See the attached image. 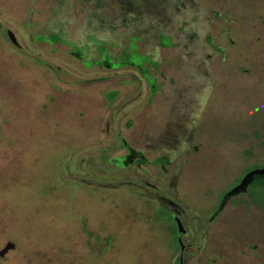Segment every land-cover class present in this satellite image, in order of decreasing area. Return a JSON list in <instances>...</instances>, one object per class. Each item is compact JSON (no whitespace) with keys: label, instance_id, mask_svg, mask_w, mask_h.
Segmentation results:
<instances>
[{"label":"rangeland","instance_id":"374dc122","mask_svg":"<svg viewBox=\"0 0 264 264\" xmlns=\"http://www.w3.org/2000/svg\"><path fill=\"white\" fill-rule=\"evenodd\" d=\"M260 16L264 0H0V248L16 242L1 261L177 264L175 218L155 202L140 215L130 212L121 189L132 179L122 176L141 172L124 168L119 157L120 135L153 157L143 146L149 121L156 117V126L165 128L170 107L164 96L177 88L195 99L185 97L179 109L192 102L194 115L201 102L191 143L198 150L189 158L183 154L176 184L163 192L197 229L202 248L188 264L202 262L201 253L212 256L215 244L226 254L217 264H264V212L242 204L218 210L222 194L250 162L264 157ZM156 25L178 46L157 44ZM182 28L196 29L200 43L189 48L187 33L177 32ZM51 32L61 38L52 40ZM208 33L224 50L211 47L213 55H206ZM132 39L136 50L157 61L155 68L144 64L154 84L164 82L150 101L136 68L98 65L106 59L100 44L114 62ZM145 167L155 177L158 167ZM215 212L204 242L202 222ZM83 220L100 238L112 236L103 255L104 241L92 244L81 230Z\"/></svg>","mask_w":264,"mask_h":264},{"label":"flooded vegetation","instance_id":"af4514ba","mask_svg":"<svg viewBox=\"0 0 264 264\" xmlns=\"http://www.w3.org/2000/svg\"><path fill=\"white\" fill-rule=\"evenodd\" d=\"M182 5H184V2L182 3ZM176 9L179 10L178 7ZM157 11H158V8L155 7L153 9V12H157ZM213 13H214L213 15L214 17H217V14L219 15V13L217 12L213 11ZM211 20H212L211 17L206 18V21H211ZM195 30L196 29L194 28H191V29L182 28L181 30L179 29L177 30V32H183L185 34L187 33L188 39H191V43L188 45L189 48H193L195 47V44L197 45V43H200V41L196 40V38H200V37H199L198 32H196ZM233 31L231 29V32ZM155 34H156V37L159 38L157 40V44H159L161 47H166V48L174 47L175 48L178 46L177 44L174 43L172 34L164 33V31L159 27V25H156ZM8 36H10V38L13 39V35L11 33H8ZM52 36H54L55 39ZM50 38L52 40H58L59 38H61V36L56 32H51ZM211 38H212V34L208 33L204 40L205 43H203L202 45L204 47H208L205 50L206 52H208V54H206L207 56L213 55L211 52L212 49H209L211 47H213V50L215 51H216V47H218L221 50H224V47L222 45L214 44L213 39ZM133 39L136 40V38H133ZM134 40L130 41V43L126 47H123L122 49H120L119 55L115 56L116 59L114 62L110 60L111 58L109 54L107 53L106 47L104 46V44H100L103 47L102 54L105 55L106 59L105 60L99 59L98 65L105 66L107 68L111 66L115 67V66H121V65H129V66H133L134 68H136L137 71L141 73L143 79L145 80L146 84L149 87V98L147 99V101H150V99L153 96H155L157 92L163 91L164 82L161 84L160 83L154 84V81L156 80V78L154 76H150L149 72L147 73L148 70L147 68L145 70L144 64H150L152 68H155L154 66L157 63V61H155V59H152V58L147 59V54L136 50L137 46L135 45ZM184 47H187V46H184ZM184 47L181 46L182 49H185ZM74 48L78 50L75 46ZM123 54L126 55L125 60H122L120 58L121 55ZM79 58L83 59L82 56ZM83 64H88V63L84 60ZM196 64L197 66L199 65L197 62ZM203 64H205L204 61H203ZM186 75H187V81H190V79L192 80V77L190 78L187 72H186ZM169 84H170V81L168 80V82L166 83V86ZM166 88H168V86ZM174 90L175 91H172V93L170 94L172 97L167 96L166 98V96H164V100H163L164 103L166 100L168 108L170 107L169 108L170 116L167 119L168 123L166 124L165 128L162 129L156 126V120H155L156 117H153L151 121H149V130L146 131V136H145V141H144L143 146L147 150H150L151 153H153V157H149L147 154L144 153L142 148H137L134 145L128 143L125 140V138L122 135H120V139L122 143L121 146L124 147V152L119 157H123L125 159V162L123 163L125 165L124 168L129 167V166L135 167L136 169H139L141 172V175L125 174L122 176L123 181L126 178H130L132 179V181L130 182V185H131L130 188H128L127 186H123V188L121 189V193L124 197V200L128 199L130 201L131 204L129 203L128 206L130 207V209H132L130 210V212L133 215L135 214L140 215L141 209L145 211H149L147 210L148 208H150V210L153 209L154 204L163 205L172 213L178 225L177 240H178V245H179V251H178L176 261H177V264H188V261H189L188 259L195 258V252H196L195 249L200 250L202 248L201 241H197L196 239V234L198 233L196 232L197 229H194V226H192L191 219H189L187 215L184 213V211H182L180 206H178L177 203L174 202L175 200L173 201L172 199L167 197L166 194H163V192L164 193L169 192V189L173 188L174 184H176L177 178L179 177V173L182 167L183 161L181 158L183 157V154L187 153L185 155L189 158V157L194 156L193 155L195 154L194 152H197L198 150L197 144L195 145V148H193L191 143H193L194 141L196 118L200 117L199 108L201 107L200 106L201 102L197 103L198 107H197L196 114L194 115L189 113V111L193 109V106H191L192 102L189 104L188 107L185 106L184 107L185 109L184 108L179 109V106H180L179 103L182 102V99L186 97V99L190 102L191 99H194V98L192 95H190L192 98L187 97V94H186L187 92L185 93V90H181L180 93L177 88ZM176 92L178 93L176 94ZM171 100H172V104L170 103V106H169V102H171ZM126 124L130 125V123L126 121L125 127H126ZM117 133H119L118 130H117ZM147 133H149V135H147ZM133 142H135V139H133ZM136 153L140 156L137 157L135 155ZM113 160H116V159L113 158ZM149 164L150 165L153 164L156 167H158V172L155 175V177L154 175L149 174L148 171L146 170L147 168L145 166ZM249 164H250V168H249L250 170L248 169L247 172H244L239 177L238 181L234 183V185L230 187L227 192H224L222 194V200L219 203L218 210H222L225 208L228 211L229 209H234L238 205L242 204L240 205L241 207H245L246 205L250 207L252 205V206L257 207L258 211L264 212V174H258V173L254 174L251 180L245 186V188L237 189L235 191L230 192L232 188H234L240 183V181L242 180V178L245 176L246 173H248L249 171L253 169H260L264 167V157H262L259 161H252ZM82 165L83 163H81L80 166L81 167L84 166L85 168V165L83 166ZM74 180L76 179H73V181ZM81 183H84V180H82ZM134 186L135 188H133ZM232 197L234 198L232 199ZM152 203L154 204L152 205ZM216 215H217V212H215V214L211 218L208 217L205 220V222H202L203 223L202 229L204 231V236L202 237V240L204 242L206 240V234L209 232V228H212L215 226L214 223H212V221L214 220ZM81 224H82L81 230L85 232V234L87 235V239H89V241L92 244L96 242L104 241L103 243L106 246V248L102 247L99 253L103 255L104 250L108 248L110 249V244L107 242L109 238H112V236H109V234L108 235L104 234V236L100 238L98 236L99 235L98 233L96 234L92 230L87 229V225L84 220ZM179 224L181 225L180 231H179ZM8 242L13 243L14 246L9 248L2 256H0V262L2 264L4 263L1 261V258L5 256L7 252L15 250L14 248H15L16 242L7 240L4 246ZM207 245L208 243L205 244V247L203 249L206 250ZM3 247H1L0 249H2ZM247 247L255 248L256 244H248ZM212 250H215L212 256L204 255L206 253H201V256L202 257L205 256V257H204V260H202V262L199 260V264H217L220 260L219 257H222V256L225 257L224 259H226V254H224V252L221 251V249L219 248V244L213 245ZM185 257L187 259V262L184 261Z\"/></svg>","mask_w":264,"mask_h":264},{"label":"water","instance_id":"95a60500","mask_svg":"<svg viewBox=\"0 0 264 264\" xmlns=\"http://www.w3.org/2000/svg\"><path fill=\"white\" fill-rule=\"evenodd\" d=\"M257 173L258 174H264V167L260 168V169H253V170L249 171L248 173H246L245 176L240 181V183L237 186H235L234 188H232L230 192L235 191L237 189L245 188V186L251 180L252 176L254 174H257ZM180 229H181V225L179 224V231H180ZM13 246H14L13 243L8 242L2 249H0V256H2L9 248H11ZM0 264H2V263L0 262Z\"/></svg>","mask_w":264,"mask_h":264},{"label":"trees","instance_id":"16d2710c","mask_svg":"<svg viewBox=\"0 0 264 264\" xmlns=\"http://www.w3.org/2000/svg\"><path fill=\"white\" fill-rule=\"evenodd\" d=\"M53 38L55 39V37L53 36ZM102 49H103V47H102Z\"/></svg>","mask_w":264,"mask_h":264}]
</instances>
